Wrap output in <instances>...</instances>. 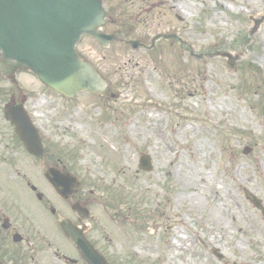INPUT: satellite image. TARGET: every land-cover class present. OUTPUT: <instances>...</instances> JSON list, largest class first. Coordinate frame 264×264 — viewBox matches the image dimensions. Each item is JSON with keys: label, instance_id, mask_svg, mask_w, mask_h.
<instances>
[{"label": "rangeland", "instance_id": "374dc122", "mask_svg": "<svg viewBox=\"0 0 264 264\" xmlns=\"http://www.w3.org/2000/svg\"><path fill=\"white\" fill-rule=\"evenodd\" d=\"M103 2L105 33L145 46L175 34L181 45L103 49L84 38L77 47L113 93L80 95L74 118L82 126L68 125L80 174L95 187L97 247L112 264H264V216L243 193L264 207V20L250 35L264 0ZM18 78L28 95L62 105L31 74ZM105 117L129 122L101 130ZM141 155L152 172L138 169Z\"/></svg>", "mask_w": 264, "mask_h": 264}, {"label": "flooded vegetation", "instance_id": "af4514ba", "mask_svg": "<svg viewBox=\"0 0 264 264\" xmlns=\"http://www.w3.org/2000/svg\"><path fill=\"white\" fill-rule=\"evenodd\" d=\"M27 91L33 90L18 77L11 82L0 76V264H84L59 225L64 219L77 231H84L85 238L99 251L93 239L96 213L90 205L95 187L86 174H80L72 155L77 135L71 134L68 125L82 126L74 118L77 108L66 106L61 97L62 105L56 104L57 99L52 105L45 94L34 97ZM109 95L112 98L113 93ZM6 106L30 118L41 142L40 155L24 147L15 126L5 119ZM104 119L101 130L124 127L122 122ZM46 171H51L50 179L66 185L67 197L56 193L45 177Z\"/></svg>", "mask_w": 264, "mask_h": 264}, {"label": "water", "instance_id": "95a60500", "mask_svg": "<svg viewBox=\"0 0 264 264\" xmlns=\"http://www.w3.org/2000/svg\"><path fill=\"white\" fill-rule=\"evenodd\" d=\"M107 18L101 0H0V74L14 80L17 71H29L43 86L65 98H73L80 92L101 95L105 82L89 62L80 58L76 45L84 35L104 47L116 40L115 36L102 32ZM262 21L263 18L253 20L251 34ZM171 37L157 35L151 43ZM129 44L133 48L139 46L137 42ZM221 57L228 59V66L234 65L229 54ZM9 116L7 114V118ZM31 129V126H22L19 135L26 148L33 151L38 144L36 134L33 131V136L23 134ZM250 151L246 149L244 153ZM139 168L147 172L152 170L148 156L140 158ZM51 184L59 195H64L58 182L51 181ZM244 194L264 215L261 201L246 189ZM60 226L86 264H108L70 223L61 220ZM212 253L221 259L215 250Z\"/></svg>", "mask_w": 264, "mask_h": 264}, {"label": "bare ground", "instance_id": "6f19581e", "mask_svg": "<svg viewBox=\"0 0 264 264\" xmlns=\"http://www.w3.org/2000/svg\"><path fill=\"white\" fill-rule=\"evenodd\" d=\"M258 229V230H257ZM256 231H258V232H262V229L261 228H256Z\"/></svg>", "mask_w": 264, "mask_h": 264}]
</instances>
